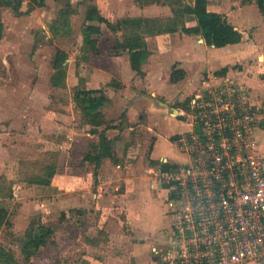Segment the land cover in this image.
I'll return each mask as SVG.
<instances>
[{
    "label": "crops",
    "instance_id": "0c3cea01",
    "mask_svg": "<svg viewBox=\"0 0 264 264\" xmlns=\"http://www.w3.org/2000/svg\"><path fill=\"white\" fill-rule=\"evenodd\" d=\"M62 1L46 0L43 7H36L30 13L20 16L9 7H0V24L3 26V36L0 40L3 55L0 57L10 67L12 64L8 60H14L15 67L12 69H18L20 80H23L24 84L29 83L31 74L34 77L31 80L32 87L25 89L27 94L21 96V100L18 101L19 107H32L37 113L40 110L38 114L41 121L57 125L61 117L65 116H61V113L55 117L44 116V108L48 102L50 103L48 98L46 101L44 99L45 90L48 92L74 90L75 102L77 90H103V95L107 99L102 109L105 124L98 130L103 131L113 141L114 156L105 158L98 170L94 165L84 163L90 144L98 141L99 137L91 133L92 126L85 123L82 113L81 120L85 127L83 132H76L75 149L69 154L70 156L79 154L77 161L79 168L74 172L77 174L76 179L79 180L72 182L74 186L72 188H77L76 193L83 192L85 188L90 189L97 183L99 172L103 169L105 224L103 234L107 238L106 241L103 240V251L114 252L111 256L114 263L111 264H162V258L154 249L157 248L161 252L167 249L175 232V220L168 203L170 197L168 189V196L164 192L168 197L166 208L163 204L155 205L157 202L155 192L165 189V186L161 187L159 183L160 172L164 164L170 163V160L166 156H161L162 165L156 170L150 164L144 163L146 161L144 156L139 163L133 161L141 154L143 146L145 148L148 146L139 142L134 143L133 139L129 138L132 136L128 131L137 122L141 111L147 113L148 118L160 131V118L169 117L173 120L182 118L179 112L184 108L183 102L203 87L210 77H216L217 81L233 79L244 83L250 89L252 101L260 109L257 139L259 151L264 157V142L262 144L258 135L260 129H263L261 131L264 134V13L257 0H209V11L225 15L229 23L242 33L241 42L218 48L208 45L201 35L185 33L181 28L176 31L145 34V41L151 54L143 64L141 74L133 69L128 51L115 50L117 43L124 42L130 35V29L125 26L112 30L105 23H92L101 28V33L93 36L98 39L97 48H92L85 41L84 27L90 24L87 22V11L90 6L87 0H70L73 10L69 31L62 34L56 32L54 26L61 17L60 13H53L51 7ZM31 2L32 0L27 4V9ZM81 3H86V10L79 41L88 51L86 56L97 63L95 66L85 62L76 63L82 73L77 76L75 85H71L69 72L73 63L69 65L74 56L69 58L70 55L65 49L53 47V43L55 40L58 42L75 34L73 16ZM94 5L108 10L116 24L127 18L168 21L175 16L167 0L161 2L104 0L103 5ZM21 11L26 12L22 9ZM195 19L191 14L185 16L186 22H193ZM60 49L67 53V59L63 64L66 76L56 85L55 76L58 70L54 62ZM75 61L78 59L75 58ZM47 63L50 65L49 75L44 72ZM177 70L183 71V76L173 81V73ZM7 104L17 107L15 101L9 100ZM65 119L71 121L72 118ZM187 126V130L170 133L169 137L177 140L190 130V125ZM177 147L179 149L178 143ZM154 151L155 145H152L149 151L150 163L157 161L153 155ZM55 185L57 184L52 183L43 186L55 190L65 186ZM81 201L82 199L78 201L72 198L65 202L74 206L73 208H78ZM65 202L64 199L59 200V203ZM113 222H117L119 231L117 228H111ZM125 224L127 226L124 227ZM113 231H117L116 234Z\"/></svg>",
    "mask_w": 264,
    "mask_h": 264
},
{
    "label": "rangeland",
    "instance_id": "374dc122",
    "mask_svg": "<svg viewBox=\"0 0 264 264\" xmlns=\"http://www.w3.org/2000/svg\"><path fill=\"white\" fill-rule=\"evenodd\" d=\"M30 1H24L21 9L26 11ZM103 1L87 0L86 2L89 5H103ZM66 5L67 1L63 0L52 6L51 11L60 13L61 17ZM85 10L86 3L77 6L73 16L75 34L67 39H60L58 42L55 40L53 43V47L65 49L70 55L69 58L74 56L69 65L73 63L69 72L71 85H75L77 76L82 73L80 67L77 68L75 65L76 63L85 62L94 66L97 63L86 56L88 51L79 41L80 30L85 22ZM101 37L103 46V35ZM1 55H3V50L0 45ZM75 58L78 59L77 62ZM8 61L12 67L0 57V201L8 211V222H4L0 227V248L12 252L14 264L114 263L111 259L114 252L103 251V240L107 239L103 234V169L99 172L97 183L93 184L90 189L85 188L83 192L76 193L77 188H72L74 187L72 182L79 180L76 179V173H74L79 168L77 163L79 154L72 156L69 154L75 149L76 132H83L85 127L81 120L82 110L77 106V101L73 100L75 91L67 92V89H64L48 92L45 90L44 99L46 101L48 98L50 103L48 102L47 107L44 108V116L53 115L55 117L56 114L61 113V116L72 119L67 121L61 117L57 125L49 121H41L40 114H38L40 110L37 113L35 108H21L18 104L21 96L27 94L24 90L32 87L33 74L29 77V83L24 84L23 80H20L18 69H12L15 67L14 60ZM47 64L44 72L49 75L50 65ZM9 100L15 101L17 107L9 106L7 104ZM137 119L128 131L132 136L129 138H132L136 144L139 142L148 147L143 146L140 150L141 154L133 161L139 163L141 157L144 156L146 159L144 163L150 164L155 170L162 165L161 156L168 157L170 167L185 162V156L176 143L181 136L177 140L169 137L170 133L188 129V124H184V118L177 120L169 117L160 118V131L144 111L139 113ZM261 130L263 129L258 130V135L263 144L264 134ZM152 145H155L153 155L157 161L150 163L149 151ZM50 173H54L53 177L49 175ZM55 178L56 181H54ZM40 179H49V184H64L65 186L60 190H55L52 187L38 184L37 181ZM168 187L169 185H165L164 190L155 192L157 195L155 205L163 204L166 208ZM72 198L78 201L82 199L83 202L81 201L78 208H73L74 206L67 203ZM60 199L67 202L59 203ZM116 223L113 222L111 228H117L116 230L119 231L120 227ZM41 224L51 227L53 234L46 246L37 253L30 254L32 249L27 248V233L33 225L38 227ZM117 231H113L114 234ZM0 264L3 263L0 262Z\"/></svg>",
    "mask_w": 264,
    "mask_h": 264
},
{
    "label": "built area",
    "instance_id": "2783aa9c",
    "mask_svg": "<svg viewBox=\"0 0 264 264\" xmlns=\"http://www.w3.org/2000/svg\"><path fill=\"white\" fill-rule=\"evenodd\" d=\"M179 115L191 127L177 142L185 162L159 180L175 232L155 253L162 264H264V157L250 89L210 77Z\"/></svg>",
    "mask_w": 264,
    "mask_h": 264
},
{
    "label": "trees",
    "instance_id": "16d2710c",
    "mask_svg": "<svg viewBox=\"0 0 264 264\" xmlns=\"http://www.w3.org/2000/svg\"><path fill=\"white\" fill-rule=\"evenodd\" d=\"M62 1V0H57ZM66 9L62 10L61 19L55 24L54 30L60 34L69 31L70 16L73 10L70 0H66ZM152 2H161V0H147ZM173 8L174 17L168 21L143 19V18H127L121 23L116 24L110 12L104 8L96 5H90L87 11V22L84 27L85 41L92 47L97 48L98 39L93 38L94 35L101 33V28L95 24L105 23L112 30H117L122 25L130 29L124 42H118L115 50L128 51L131 55V64L134 70L142 74V66L149 58L151 52L148 49L145 41V34H155L165 31H176L181 28L185 33L198 34L205 38L210 46L218 48L225 47L231 44L241 42L242 33L231 23L223 14L211 12L208 9L209 0H167ZM16 2V4H15ZM46 0H32L28 5L26 12L21 11L24 0H0V7L5 6L13 9L17 16L25 13H30L36 7H43ZM261 11L264 13V0H257ZM186 14L195 16L193 22H186ZM3 36V26L0 24V40ZM67 59V53L63 50H58L55 58V68L58 73L55 76V84L63 80L66 76V71L63 66ZM183 71H174L173 81L182 78ZM106 97L103 95V90L87 89L77 90L76 101L81 108L84 121L86 124L92 126L91 133L98 135L99 140L90 144L89 151L84 157V163L94 165L98 170L103 160L107 157L114 156V143L111 141L103 131L98 128L105 124L103 115V106L106 102ZM191 98L183 102L184 108H188ZM168 164H164L163 170L169 169ZM53 177L54 173L49 174ZM38 184L48 185L49 179H40ZM8 211L2 201H0V227L7 221ZM53 234V229L44 224L38 227L33 225L27 233L28 246L32 251L30 254H35L44 246L47 245L50 236ZM0 262L3 264H14V258L11 251L0 248Z\"/></svg>",
    "mask_w": 264,
    "mask_h": 264
}]
</instances>
